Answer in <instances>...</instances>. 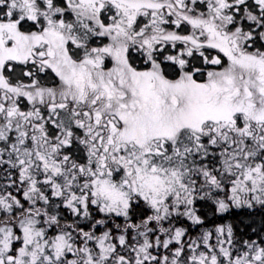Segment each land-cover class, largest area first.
Returning a JSON list of instances; mask_svg holds the SVG:
<instances>
[{"label":"snow or ice","instance_id":"6c2138e0","mask_svg":"<svg viewBox=\"0 0 264 264\" xmlns=\"http://www.w3.org/2000/svg\"><path fill=\"white\" fill-rule=\"evenodd\" d=\"M0 264H264V0H0Z\"/></svg>","mask_w":264,"mask_h":264}]
</instances>
